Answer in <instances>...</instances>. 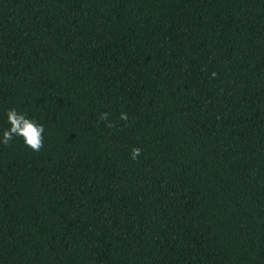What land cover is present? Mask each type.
I'll use <instances>...</instances> for the list:
<instances>
[{
	"label": "trees",
	"instance_id": "obj_1",
	"mask_svg": "<svg viewBox=\"0 0 264 264\" xmlns=\"http://www.w3.org/2000/svg\"><path fill=\"white\" fill-rule=\"evenodd\" d=\"M12 108L0 264H264V0H0Z\"/></svg>",
	"mask_w": 264,
	"mask_h": 264
},
{
	"label": "clouds",
	"instance_id": "obj_2",
	"mask_svg": "<svg viewBox=\"0 0 264 264\" xmlns=\"http://www.w3.org/2000/svg\"><path fill=\"white\" fill-rule=\"evenodd\" d=\"M215 76V73H213ZM7 122L10 125L9 128L3 131V138L0 143L9 145L16 137H21L24 144L32 151L39 152L44 147V133L45 128L43 125L37 123L33 119H30L26 114L18 112L15 108L9 109L6 113ZM110 114L108 112H102L100 114L101 121H109ZM119 119L127 122L129 117L127 113L121 112ZM106 127H113L112 122L105 124ZM142 154V149L134 147L131 150V158L137 160Z\"/></svg>",
	"mask_w": 264,
	"mask_h": 264
}]
</instances>
